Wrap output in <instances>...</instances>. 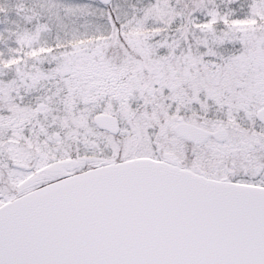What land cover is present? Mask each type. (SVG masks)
<instances>
[{
	"label": "snow or ice",
	"instance_id": "snow-or-ice-1",
	"mask_svg": "<svg viewBox=\"0 0 264 264\" xmlns=\"http://www.w3.org/2000/svg\"><path fill=\"white\" fill-rule=\"evenodd\" d=\"M0 264H264V0H0Z\"/></svg>",
	"mask_w": 264,
	"mask_h": 264
}]
</instances>
